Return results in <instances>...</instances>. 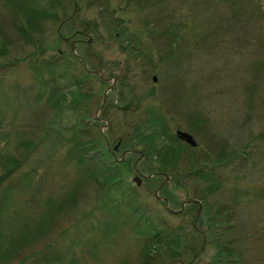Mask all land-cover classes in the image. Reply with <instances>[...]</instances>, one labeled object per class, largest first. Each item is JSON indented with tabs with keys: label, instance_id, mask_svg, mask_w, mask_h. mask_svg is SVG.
<instances>
[{
	"label": "rangeland",
	"instance_id": "374dc122",
	"mask_svg": "<svg viewBox=\"0 0 264 264\" xmlns=\"http://www.w3.org/2000/svg\"><path fill=\"white\" fill-rule=\"evenodd\" d=\"M105 2L108 10L72 2L66 16L74 15V24L63 25L57 35L59 22H47L31 45L14 34L8 0H0V264H137L139 245L128 232L127 199L143 204L169 227L193 228L181 205L211 181L197 185L190 178L179 185L176 177L152 178L160 168L157 158L144 156L135 166L138 154L125 155L127 170L113 196H103L93 180L78 177L83 167L76 165L79 150L73 145L96 133L100 148L108 139L110 152L119 136L130 138L113 154L116 160L124 150L141 152L143 143L133 140L136 133L128 126L143 120L147 109L161 113L169 135L191 130L197 145L191 160L222 185L210 194L203 191V202L227 209V238L236 242L243 264H264V0ZM110 15L128 34H138L145 51L139 48L130 59L111 41L102 25L113 19ZM84 26L98 35L84 30L86 37L71 36ZM59 37L72 38L63 43ZM71 40L79 42L70 45ZM70 46L89 69H95L89 61L99 63L100 75L116 81L115 93L107 92L98 112L111 81L98 83L97 75L81 72L83 65L74 58L55 84L64 100L48 102L41 79L48 82L49 73L42 68L38 73V61L62 59ZM66 73L79 75L83 87L69 85ZM123 85L129 90L126 101L137 100L127 111L128 103L109 101ZM79 131L82 135L73 140ZM15 162L19 166L1 177L2 166ZM72 184L76 195L68 198ZM204 230L201 224L197 231ZM201 242L193 264H208L213 255Z\"/></svg>",
	"mask_w": 264,
	"mask_h": 264
},
{
	"label": "trees",
	"instance_id": "16d2710c",
	"mask_svg": "<svg viewBox=\"0 0 264 264\" xmlns=\"http://www.w3.org/2000/svg\"><path fill=\"white\" fill-rule=\"evenodd\" d=\"M105 1L106 0H8V24L20 40L27 44L34 45L41 32L40 29L47 22H59L61 27L67 24L70 26L74 24V15L70 16L69 19H67L68 17L66 16L67 12L70 11L72 2H75L76 5L84 3L86 6H104V8L108 10L109 8ZM76 10H78V7ZM111 17L113 18L112 20L108 21L107 19L106 22H102L106 34L111 41L117 42L119 47L122 48V51L125 52L126 56L130 59L135 57L132 53L135 54L140 49L145 51L138 34L133 32L128 34L127 29L123 27L122 21L119 18ZM65 19L67 20L63 22ZM78 30L82 32L86 30L84 31L85 33H91L93 36L98 35L94 29L88 30L86 26H84L83 29L78 28ZM62 42L66 43L64 41ZM0 51L1 54H4L3 50ZM69 51V55H63V53H61L64 60L63 58L61 59L60 55L58 58L55 57L38 61V69L36 68L38 73L41 70L40 68L43 70L46 69L49 73L48 82L41 79V84L42 86H48L46 97L51 105H55V103L61 101V99L64 100L63 94L59 95L60 90L55 84L56 80L63 78L65 71L73 64L71 59H77L73 56L70 47ZM148 56L149 55L145 54L143 57L145 58ZM77 62L82 65L79 60H77ZM88 63L96 70H101L99 63L92 64L90 61ZM63 64L65 65V70L63 69L55 74L56 68H62ZM81 72L84 73L85 70L82 68ZM66 77L70 82L69 85L72 87H83L81 86L83 79L79 77V75L70 76L66 73ZM96 79L98 83H103L98 77ZM131 99L127 102L128 104H126L124 111H127V109L131 107V105L129 106L130 101H137L136 98ZM145 116L143 120H136L133 122L132 126L130 127L129 125L128 128L132 133H136L133 140L138 142L137 140L139 139V142L141 141L143 143L142 151L140 152L143 158L148 155L157 158L160 168L154 170L157 174L152 175V178H156L159 175L164 177H166L165 175L168 177H176L177 181L179 179V185L181 184L180 181L189 180L190 178L193 179L196 184L201 182L209 183V181H211V183L206 185L207 187L202 190V194H194L193 196V200L198 202L199 200L202 201L199 215L196 216V204L185 205V213L189 216L192 224L195 223L194 225L195 227L197 226L196 228L198 229L201 224L207 228V230L201 232L202 234L194 228H191L188 232H183L180 228L169 227L165 222L157 220L155 214H149V211L146 209L147 207L143 204L137 201L131 202L127 199L125 217L128 221V232L132 235H136V242L139 245L135 253V263L137 260V264H193L195 258H197L196 253H199L202 249L200 244H202L201 241L204 239L205 244L209 245L213 250V255L208 264H243L235 248L236 242L227 238V230L229 228L226 223L228 221L227 209L219 211L213 207L209 208L203 202V191L206 190L204 194H210L222 189V185L218 180L213 179L208 169L204 171V168H201L199 165L197 166V163L195 164L196 161H194V159L191 160V155L195 153L197 145L191 148L175 135L167 134V123L160 112L154 110L151 112L150 109H147L145 110ZM80 124L82 125L81 122ZM189 131L191 132V130ZM81 135L82 132L79 131L72 136V139ZM139 136L142 137L138 138ZM118 139L120 146L126 143L130 138L128 136L125 138L119 136ZM101 140L100 136L96 133L95 137L93 136V138L87 139L85 142H79L73 145V147H78L79 150V154H75L74 159L77 162L76 165L78 167H83L82 170H84V172L82 170L79 171L81 175H78L79 178L85 177L87 180H93V186L98 189L96 191H103L105 193H103V196H113L123 183L125 171L127 170V168L124 167L126 160L117 162L110 151L104 147L100 148L99 143ZM178 152L184 154L182 159L178 157ZM19 164L20 162H15L10 168L2 166L4 172L1 177L10 175ZM76 189V185L74 186L72 184L68 188L67 195L65 196L70 198L76 195ZM128 193H130L129 189ZM120 195L121 197L125 196L122 191ZM126 195L129 196L128 194ZM115 211H117L116 208ZM220 213L221 216L219 215ZM219 222H221L222 225H219ZM193 255H195V257L192 260Z\"/></svg>",
	"mask_w": 264,
	"mask_h": 264
},
{
	"label": "flooded vegetation",
	"instance_id": "af4514ba",
	"mask_svg": "<svg viewBox=\"0 0 264 264\" xmlns=\"http://www.w3.org/2000/svg\"><path fill=\"white\" fill-rule=\"evenodd\" d=\"M60 28H61V26H60ZM83 36V37H86V34H84L82 31H80V30H75L74 32H73V34L71 35L72 37H74V36ZM72 37H69V38H72ZM60 38V40H62V41H64V42H67L68 40H69V38H62V37H59ZM79 42V40H71L70 41V45L72 44V43H74V44H76V43H78ZM70 49H71V46H70ZM76 58H77V60H79L81 63H82V65H83V69L85 70V72H86V74H93L94 76L95 75H97L95 72L96 71H102V70H96V69H93V70H91V69H89L86 65H85V63L81 60V58H79V57H77V56H75ZM97 77L104 83V84H106V83H108V82H110V85L107 87V89H106V93H105V97H106V94H107V92L108 91H111L112 92V94H114L115 92H114V86H113V84H115V82H114V78H108V77H104L103 76V73H102V76L101 77H99L98 75H97ZM152 80V79H151ZM151 82H153V81H151ZM122 91H123V93H122ZM122 91L121 92H118L117 93V95L118 96H115V99L112 101V100H109L110 102H114L115 104H121V103H123V104H126L128 101H126V96H127V91H128V87L127 86H125V85H123V89H122ZM129 92V91H128ZM103 93V94H104ZM103 94H102V97H103ZM102 97H101V104H100V106L98 107V109H97V112L101 109V107L103 106V104H104V101H105V97H104V101H103V103H102ZM132 100V99H131ZM131 102V101H130ZM129 102V103H130ZM176 131V130H175ZM183 132H185V131H183ZM187 133V132H186ZM189 134V133H188ZM190 135V134H189ZM192 137V136H191ZM193 139V138H192ZM194 141V140H193ZM195 142V141H194ZM185 143V142H184ZM104 144H105V147H106V149L108 150V141L105 139L104 140ZM117 145H115V146H113V149H112V152H111V154L113 155L115 152H117L118 151V147H119V142H117L116 143ZM185 144H187V143H185ZM189 147H191V148H194L195 146H190L189 144H187ZM195 145H196V142H195ZM126 154H138V157L136 158V160L134 161V163L133 164H135V166H136V164L138 163V162H140V161H142V158H143V155L140 153V151H137V150H124L123 152H122V154H121V158L119 159V160H116L117 162H120V161H124V159H125V155ZM114 157V156H113ZM162 201V200H161ZM192 201H196V200H189V201H186V204L185 205H187V204H196V203H192ZM163 202V201H162ZM196 202H198V201H196ZM164 203V202H163ZM184 205V206H185ZM197 205V213H196V216L198 215V213L200 212V210H201V207H200V204L198 205V204H196ZM170 213H172V212H170ZM193 228L196 230V227H195V225L193 224ZM198 230V229H197Z\"/></svg>",
	"mask_w": 264,
	"mask_h": 264
},
{
	"label": "water",
	"instance_id": "95a60500",
	"mask_svg": "<svg viewBox=\"0 0 264 264\" xmlns=\"http://www.w3.org/2000/svg\"><path fill=\"white\" fill-rule=\"evenodd\" d=\"M64 21H66V20H64ZM63 21V22H64ZM60 26H61V24L58 26V28H57V35H59V29H60ZM90 41V39L88 38V40H87V42H89ZM72 45V44H71ZM71 49H72V46H71ZM99 77H101V75H100V73L98 72V71H96L95 72ZM152 81L154 82L155 81V78L154 77H152ZM106 93V92H105ZM105 93L103 94V97H102V103H103V101H104V97H105ZM174 135L177 137V138H179L180 140H182L183 142H185V143H187V144H189L190 146H195V142L193 141V139H192V137H191V135H189L188 133H186V132H183V131H180V130H176L175 132H174ZM152 176V175H151ZM148 177V176H147ZM133 182L135 183V185H138L139 183H140V180L138 179V178H133ZM162 201L164 202V204H166V200L165 199H162ZM192 203H196V204H198V202H194V201H192ZM186 204V202H183L182 203V205H181V208L184 206ZM168 212H170L169 210H168Z\"/></svg>",
	"mask_w": 264,
	"mask_h": 264
}]
</instances>
